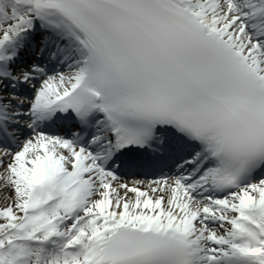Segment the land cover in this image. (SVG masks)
<instances>
[{
  "label": "snow or ice",
  "instance_id": "snow-or-ice-1",
  "mask_svg": "<svg viewBox=\"0 0 264 264\" xmlns=\"http://www.w3.org/2000/svg\"><path fill=\"white\" fill-rule=\"evenodd\" d=\"M0 264H264V0H0Z\"/></svg>",
  "mask_w": 264,
  "mask_h": 264
},
{
  "label": "bare ground",
  "instance_id": "bare-ground-1",
  "mask_svg": "<svg viewBox=\"0 0 264 264\" xmlns=\"http://www.w3.org/2000/svg\"><path fill=\"white\" fill-rule=\"evenodd\" d=\"M3 203H4V201L2 199H0V204H3Z\"/></svg>",
  "mask_w": 264,
  "mask_h": 264
}]
</instances>
